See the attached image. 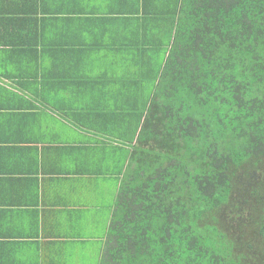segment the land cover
Wrapping results in <instances>:
<instances>
[{"label":"trees","instance_id":"1","mask_svg":"<svg viewBox=\"0 0 264 264\" xmlns=\"http://www.w3.org/2000/svg\"><path fill=\"white\" fill-rule=\"evenodd\" d=\"M56 3L49 21L95 14L74 19L93 38L57 45L95 63L71 79L76 64L48 53V84L114 78L104 58L127 68L111 112L125 131L104 133L127 165L99 264H264V0H136L125 20Z\"/></svg>","mask_w":264,"mask_h":264},{"label":"crops","instance_id":"2","mask_svg":"<svg viewBox=\"0 0 264 264\" xmlns=\"http://www.w3.org/2000/svg\"><path fill=\"white\" fill-rule=\"evenodd\" d=\"M135 1L85 0L80 10L123 19ZM56 2L0 0V264H99L127 165V147L104 134L125 131L123 118L111 113L125 102L115 93L121 71L111 69L119 63L104 58L111 63L103 61L102 72L114 78L52 83L65 87L62 96L48 90V53L76 64L71 79L95 63L93 52L57 47L93 38L74 19L95 14L49 21L46 8L55 11ZM64 18H72V31ZM79 84L93 86L92 94L83 95Z\"/></svg>","mask_w":264,"mask_h":264},{"label":"rangeland","instance_id":"3","mask_svg":"<svg viewBox=\"0 0 264 264\" xmlns=\"http://www.w3.org/2000/svg\"><path fill=\"white\" fill-rule=\"evenodd\" d=\"M135 1V0H134ZM102 54V53H101ZM103 55V54H102ZM109 61H105L104 60V63H108ZM109 63H111V62H109ZM157 66V65H156ZM111 69H115V70H118V71H124L125 69H127L126 68V66H124L123 64H118V65H116V66H111ZM144 91L146 92L148 89H149V87L148 86H144Z\"/></svg>","mask_w":264,"mask_h":264}]
</instances>
